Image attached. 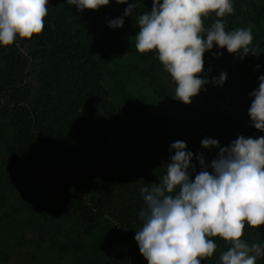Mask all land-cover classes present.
I'll return each mask as SVG.
<instances>
[{"label": "trees", "instance_id": "1", "mask_svg": "<svg viewBox=\"0 0 264 264\" xmlns=\"http://www.w3.org/2000/svg\"><path fill=\"white\" fill-rule=\"evenodd\" d=\"M137 2L139 8L124 17L123 27L114 29L109 21L123 17L127 4L111 0L99 10L80 12L67 5V0H49L41 34L0 47V117L5 118L12 134L7 135L0 124L6 160L20 163L32 178H57L67 191L74 189L71 205L76 217L65 247L74 255L71 264H148L134 239L135 230L141 227L140 211L145 207L141 188L160 182L174 154L169 151L173 142L186 143L187 150L194 154L192 163L198 173L195 156L202 154L210 164L219 151L204 149L202 139H216L224 147L241 135L264 136L252 126L248 115L253 99L249 93L258 87V77L264 75V0H234V12L223 18L226 28L251 27L254 52L242 60L226 49L214 47L206 52L203 75L211 81L226 73L227 79L222 86L210 82L191 104L173 98L176 85L155 53L141 54L134 48L154 94L183 111L179 117L164 120L137 98H130L140 131L164 155V170L147 169L144 153L131 147L122 129L114 128L112 133V124L120 114L105 103L100 63L119 59L129 51L139 30L138 14L150 11L153 5V0ZM216 19L214 14L203 18L205 29ZM31 70L37 80L34 91L27 84ZM117 134L119 148L109 140L110 135ZM80 139L103 145V152L84 169L87 187L78 185L77 173L63 172L55 157L57 149L73 147ZM4 199L0 193V208ZM2 219L10 233L20 231L15 214L6 213ZM242 238L250 244H264V226L252 228L246 224ZM213 239L217 249L201 264H219L220 254L230 246L222 238ZM256 264H264V257Z\"/></svg>", "mask_w": 264, "mask_h": 264}, {"label": "clouds", "instance_id": "2", "mask_svg": "<svg viewBox=\"0 0 264 264\" xmlns=\"http://www.w3.org/2000/svg\"><path fill=\"white\" fill-rule=\"evenodd\" d=\"M127 4L123 17L109 21L122 28L124 17L139 8L137 0H115ZM49 0H0V47L17 39L31 40L42 33ZM111 0H67L80 12L99 10ZM234 0H153L148 12L138 14L135 35L138 53L153 52L175 83L174 99L191 104L210 82L222 86L226 73L210 81L204 73V55L215 48L226 49L241 60L253 53L251 27L227 30L224 17L234 12ZM217 19L205 29L203 18ZM222 55V53H220ZM259 67V66H257ZM248 109L252 126L264 132V75ZM204 149L218 148V155L206 163L197 154L200 171L192 163L194 154L183 141L170 147V163L160 182L141 188L145 207L141 227L134 239L148 264H201L217 249L213 237L230 246L219 256V264H256L264 257V244L243 239L245 225L264 226V136H239L228 146L204 138ZM196 173L195 175H193Z\"/></svg>", "mask_w": 264, "mask_h": 264}, {"label": "rangeland", "instance_id": "3", "mask_svg": "<svg viewBox=\"0 0 264 264\" xmlns=\"http://www.w3.org/2000/svg\"><path fill=\"white\" fill-rule=\"evenodd\" d=\"M135 42L133 38L123 57L104 59L100 63L105 103L120 114L118 121L112 124V133L116 131L114 128L122 129L131 147L144 153L147 169L164 170V155L140 131L130 98H137L153 115L164 120L179 117L183 111L179 105L154 94L141 71L142 63L134 53ZM27 84L32 91L37 87L33 70L27 77ZM0 124L5 133L12 136L5 118L0 117ZM109 137L115 148H119V134ZM102 146L99 142L91 145L80 139L73 147L57 149L55 157L63 172L77 173L78 185L87 187L84 169L103 152ZM5 150L0 137V193L5 198L0 208V264H71L74 255L65 247L76 217L71 205L74 189L67 191L57 178L40 180L28 176L20 163L6 160ZM6 213L17 216L20 226L17 234L10 233L5 226L2 218Z\"/></svg>", "mask_w": 264, "mask_h": 264}]
</instances>
